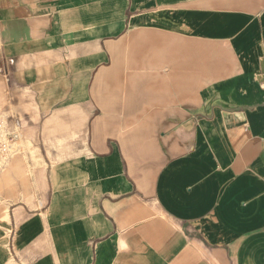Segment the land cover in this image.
Returning a JSON list of instances; mask_svg holds the SVG:
<instances>
[{
  "label": "crops",
  "instance_id": "crops-1",
  "mask_svg": "<svg viewBox=\"0 0 264 264\" xmlns=\"http://www.w3.org/2000/svg\"><path fill=\"white\" fill-rule=\"evenodd\" d=\"M0 264H264V0H0Z\"/></svg>",
  "mask_w": 264,
  "mask_h": 264
},
{
  "label": "built area",
  "instance_id": "built-area-1",
  "mask_svg": "<svg viewBox=\"0 0 264 264\" xmlns=\"http://www.w3.org/2000/svg\"><path fill=\"white\" fill-rule=\"evenodd\" d=\"M20 131L13 127L6 115L0 114V160H9L19 150Z\"/></svg>",
  "mask_w": 264,
  "mask_h": 264
},
{
  "label": "rangeland",
  "instance_id": "rangeland-1",
  "mask_svg": "<svg viewBox=\"0 0 264 264\" xmlns=\"http://www.w3.org/2000/svg\"><path fill=\"white\" fill-rule=\"evenodd\" d=\"M0 114L5 115V113H3L2 111H0ZM20 138H21V137H19V141H18V146H19V147H21V145H22L21 142H20Z\"/></svg>",
  "mask_w": 264,
  "mask_h": 264
}]
</instances>
